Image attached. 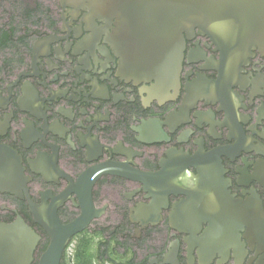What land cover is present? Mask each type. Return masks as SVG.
<instances>
[{"label":"flooded vegetation","instance_id":"1","mask_svg":"<svg viewBox=\"0 0 264 264\" xmlns=\"http://www.w3.org/2000/svg\"><path fill=\"white\" fill-rule=\"evenodd\" d=\"M0 5V222L86 220L60 264H264V0L173 27L63 0ZM29 8L36 16L30 19ZM179 32V79L170 72ZM31 202L37 208H32Z\"/></svg>","mask_w":264,"mask_h":264},{"label":"water","instance_id":"2","mask_svg":"<svg viewBox=\"0 0 264 264\" xmlns=\"http://www.w3.org/2000/svg\"><path fill=\"white\" fill-rule=\"evenodd\" d=\"M66 3L88 7L100 20L116 23L181 25L221 19L230 14L231 0H63ZM225 18H229L228 16ZM171 37L180 40V33ZM170 72L157 75L160 79H179L183 58L181 43L174 47ZM29 179L24 175L21 157L12 148L0 146V190L19 194ZM32 208H37L32 204ZM86 220L63 225L56 215L45 224L51 235V243L43 254L40 264H60L64 247L71 235L79 231ZM40 236L19 217L15 222H0V264H31Z\"/></svg>","mask_w":264,"mask_h":264},{"label":"trees","instance_id":"3","mask_svg":"<svg viewBox=\"0 0 264 264\" xmlns=\"http://www.w3.org/2000/svg\"><path fill=\"white\" fill-rule=\"evenodd\" d=\"M8 3H11V1L10 0H0V5H3L4 7H6V9L8 7L7 6ZM16 5H19L20 8H23L24 2L21 0ZM34 11H35L34 9L29 8V16H30V19H33V17L36 16V14H35Z\"/></svg>","mask_w":264,"mask_h":264}]
</instances>
